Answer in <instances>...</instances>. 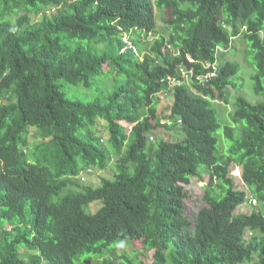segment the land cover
<instances>
[{"label": "trees", "instance_id": "16d2710c", "mask_svg": "<svg viewBox=\"0 0 264 264\" xmlns=\"http://www.w3.org/2000/svg\"><path fill=\"white\" fill-rule=\"evenodd\" d=\"M168 78L182 84L159 112ZM32 130L72 175L95 171L83 199L31 174ZM145 249L146 264H264V0H0V264H145Z\"/></svg>", "mask_w": 264, "mask_h": 264}, {"label": "rangeland", "instance_id": "374dc122", "mask_svg": "<svg viewBox=\"0 0 264 264\" xmlns=\"http://www.w3.org/2000/svg\"><path fill=\"white\" fill-rule=\"evenodd\" d=\"M163 12L157 11L156 12V25H157V32L158 35H164L166 36V33L169 32L168 27L165 25V23L163 22ZM237 48H239L240 50H242L244 47V44H240L238 43ZM226 54H229V52H226ZM230 59H235L232 58L231 55H229ZM237 60V59H236ZM240 65H242V75L245 77L247 76L248 73H250L249 70V66L245 65L243 62V58L241 57L240 59ZM244 90L243 92H251V90H249V88L251 89V81L249 79H247V81L244 83ZM227 92L229 94H231V96L235 95V92L233 90V88H230L227 90ZM169 96H162L159 102V106H158V111H167V108H169V106L172 103V98H167ZM167 98V99H165ZM252 99V97H251ZM231 102V101H230ZM232 106L231 104L228 105V111H232ZM101 126V124H98V127ZM99 131V128H98ZM34 130L31 131L30 137L32 136ZM96 134H98L99 137L106 136V133L103 134V131L101 129V131L98 133L97 131H95ZM103 134V135H101ZM162 137L163 139L166 140H176L178 138L182 137V133L180 132L179 127H172L171 129H159L157 130V132H155L152 135L153 141L155 139H158ZM31 139V138H30ZM32 140V139H31ZM30 146H28V155L31 158V160H35L38 157H41V155H43V148H40L38 150H31ZM97 173V171H96ZM230 178L233 181L234 187L237 190H241V191H245L248 194V191L245 189L242 181H241V169L240 168H235V167H231L230 170V174H229ZM204 181L207 182V176H204ZM205 182L198 180V178H192L190 180V184L189 185H184L183 190L186 193V198H185V208H186V215L188 216V219L194 224L195 223V218H196V214L198 211H200L201 209L205 208L207 206V203L204 200V187H205ZM254 208V206H253ZM252 206L247 203L243 206H240L237 209L238 213H242V214H249L252 211ZM7 228V225L5 226ZM247 238H250V234H248ZM133 244H129L126 248H125V252L128 254L131 251H134L135 248L140 249L141 247V242L139 241H135L132 242ZM24 253V251H23ZM152 256V252H144L143 257L141 258L143 260V262L146 264L149 262V260H151ZM92 262H96L97 259L91 260Z\"/></svg>", "mask_w": 264, "mask_h": 264}, {"label": "clouds", "instance_id": "9594fccd", "mask_svg": "<svg viewBox=\"0 0 264 264\" xmlns=\"http://www.w3.org/2000/svg\"><path fill=\"white\" fill-rule=\"evenodd\" d=\"M182 73H183L182 76L186 75V72L184 70H182ZM191 76H192V74H191ZM213 77H215V75L213 73H208V74H206L204 76H198L197 79L200 80V81H198V80L197 81L200 84H202V83L206 84ZM169 79H175V78H168L166 80L167 81V85H168V89L166 91L160 92L159 94L156 95V97H158L159 100L161 99L162 96H164V97L169 96L167 98H172L171 94L167 93V91L168 90H172L174 87L179 86L180 84H182L181 81L177 80V83L172 85L169 82ZM230 88H228V89H230ZM167 98H165V99H167ZM29 145H31L30 146L31 150H38L41 147L38 148V149H36V148L34 149L33 146L35 145V142L30 139V136H28L27 146L23 149V151H24V153L27 154L29 162L35 165L33 170H32V172H31V174H36V175L39 176L40 181L42 183V186L46 187L48 190H54L55 189L54 183H53L54 178L56 180H58V181H61L62 179L63 180L68 179V180H71V181L74 182V185H70V186L72 187L73 191L76 194L74 196H70L69 198L70 199H76V197H78V198H82L83 199V195L81 194V192L85 191L86 189L84 187H87V185H89V183H91V176L90 175L92 174V172H95V171H91V169H88V170H85V171H80L77 175H72L71 171L68 170L67 165L64 164V162L62 160L54 159L53 155L48 153V152H45L44 148H43V150H44L43 151V155H41V157H38L35 160H31V158L28 155V146ZM64 195L65 194H61L55 199L56 200L61 199V198L64 197ZM88 203H90V202H88ZM98 206H99V209H100L101 205L99 204V205H97V207ZM85 209H87L89 211V213H91L92 215L98 211L97 208H95V210L93 211V208H92L91 204L89 205V207H87ZM130 243H128V245ZM128 245H126L124 248H126ZM141 248H142V242H141ZM135 250H138V249L135 248ZM149 251H151L153 253V249H151V250L147 249L144 252H149Z\"/></svg>", "mask_w": 264, "mask_h": 264}, {"label": "built area", "instance_id": "2783aa9c", "mask_svg": "<svg viewBox=\"0 0 264 264\" xmlns=\"http://www.w3.org/2000/svg\"><path fill=\"white\" fill-rule=\"evenodd\" d=\"M169 82H170L172 85H174V84L177 83V80H175V79H169Z\"/></svg>", "mask_w": 264, "mask_h": 264}]
</instances>
